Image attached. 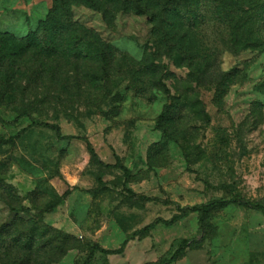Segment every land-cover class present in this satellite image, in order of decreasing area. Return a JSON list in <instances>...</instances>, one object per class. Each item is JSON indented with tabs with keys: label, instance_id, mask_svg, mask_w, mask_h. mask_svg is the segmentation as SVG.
<instances>
[{
	"label": "rangeland",
	"instance_id": "1",
	"mask_svg": "<svg viewBox=\"0 0 264 264\" xmlns=\"http://www.w3.org/2000/svg\"><path fill=\"white\" fill-rule=\"evenodd\" d=\"M53 4L0 0V264H141L171 257L184 239L178 264H264V211L237 203L204 223L191 212L138 232L214 198L264 204V19L252 45H237L203 10L194 60L168 51L149 14L107 21L75 5L74 19L114 59L104 68L61 59L47 70L42 54L11 39L37 30ZM144 60L158 64L153 77ZM44 122L87 138L95 154Z\"/></svg>",
	"mask_w": 264,
	"mask_h": 264
},
{
	"label": "trees",
	"instance_id": "2",
	"mask_svg": "<svg viewBox=\"0 0 264 264\" xmlns=\"http://www.w3.org/2000/svg\"><path fill=\"white\" fill-rule=\"evenodd\" d=\"M53 7L47 17L40 21L39 28L26 37H12V45L20 51L31 50L43 55L45 66L49 62L57 63L64 59L67 64L73 65L78 60L93 59L108 67L115 50L102 40L97 32L89 29L84 24L76 21L73 17L75 5H85L103 13L105 19L110 21L121 11H130L136 14H149L154 23L155 33L159 34L162 42L169 52L186 50L191 52L195 60L196 52L192 39L194 29L204 20L203 10L213 13L214 20L224 25L233 37L234 44L245 43L252 45L255 41L253 36L256 32L254 24L258 19H264L263 0H53ZM129 59V58H128ZM140 65L144 67L142 73L153 77L158 64L154 60H144ZM46 68V67H45ZM49 70V65L47 66ZM97 78V76H95ZM43 125L57 130L59 136L68 140H85L89 150L95 151L87 138L78 135H62L60 127L49 122ZM114 167L121 169L128 178L130 170L120 162ZM228 202L255 208L264 211V204L257 203L245 198L225 200L214 198L209 202L181 208V214L174 215L170 220L158 218L138 232L147 234L157 224L172 225L177 220L191 212H198L200 220L204 223L206 216L216 207ZM138 232L134 233L137 235ZM128 241L124 242V246ZM189 240L184 239L181 246L171 257L162 256L159 260L146 264H175L186 252ZM124 246L119 249H101L105 253H121ZM94 245L89 255V260L94 257Z\"/></svg>",
	"mask_w": 264,
	"mask_h": 264
},
{
	"label": "crops",
	"instance_id": "3",
	"mask_svg": "<svg viewBox=\"0 0 264 264\" xmlns=\"http://www.w3.org/2000/svg\"><path fill=\"white\" fill-rule=\"evenodd\" d=\"M159 259H150V260H147V261H145L144 263H141V264H146V263H149V262H154V261H157ZM178 261L175 264H178ZM110 264H132V263L128 260V258H126V257H123L122 258L121 257L118 260L111 261Z\"/></svg>",
	"mask_w": 264,
	"mask_h": 264
}]
</instances>
